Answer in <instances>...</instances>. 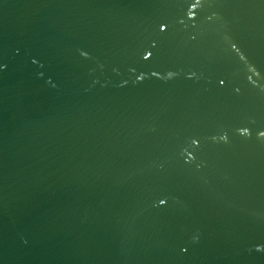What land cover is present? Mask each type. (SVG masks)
Listing matches in <instances>:
<instances>
[{"label": "water", "instance_id": "obj_1", "mask_svg": "<svg viewBox=\"0 0 264 264\" xmlns=\"http://www.w3.org/2000/svg\"><path fill=\"white\" fill-rule=\"evenodd\" d=\"M0 264H264V0H0Z\"/></svg>", "mask_w": 264, "mask_h": 264}]
</instances>
